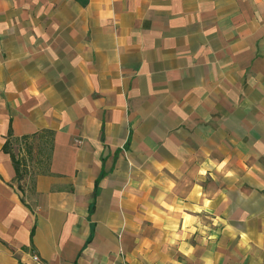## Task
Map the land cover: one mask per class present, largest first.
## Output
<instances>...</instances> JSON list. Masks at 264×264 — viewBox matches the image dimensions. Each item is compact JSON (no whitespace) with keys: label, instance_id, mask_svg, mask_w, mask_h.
<instances>
[{"label":"crops","instance_id":"1","mask_svg":"<svg viewBox=\"0 0 264 264\" xmlns=\"http://www.w3.org/2000/svg\"><path fill=\"white\" fill-rule=\"evenodd\" d=\"M0 264H264V0H0Z\"/></svg>","mask_w":264,"mask_h":264},{"label":"trees","instance_id":"2","mask_svg":"<svg viewBox=\"0 0 264 264\" xmlns=\"http://www.w3.org/2000/svg\"><path fill=\"white\" fill-rule=\"evenodd\" d=\"M50 139L49 136H47ZM35 139V136H23L21 138H13L11 134H9L8 139L6 140L5 144L3 145V152L8 154L11 158V161L13 163L15 173H16V179L20 180L23 178L24 175L29 173L28 163L27 161H31L32 157V151H33V145L32 140ZM17 146V153H15V147ZM23 149V153L25 155H22L21 150ZM38 154L40 152L38 151ZM27 156V158H26ZM47 157V156H45ZM48 159V157H47ZM39 163H41L39 161ZM39 163H36L39 164ZM41 169V167H37V169ZM39 172V171H38ZM36 172V173H38Z\"/></svg>","mask_w":264,"mask_h":264},{"label":"rangeland","instance_id":"3","mask_svg":"<svg viewBox=\"0 0 264 264\" xmlns=\"http://www.w3.org/2000/svg\"><path fill=\"white\" fill-rule=\"evenodd\" d=\"M38 150H39V148H35V151L36 152H34V154H33V163L31 165L33 167H31V169L29 170V173H31V174L29 175V173H28V175H29V177L31 179L35 175V173H36L35 170L37 169V168H35V166H36V164H35L36 162L35 161L36 160H40L44 165H45V163L47 161V159L45 158V156H43V154L46 153L47 150L46 149H42L43 153L41 155H38ZM15 153H17V148L15 149ZM26 180H27V178H26Z\"/></svg>","mask_w":264,"mask_h":264},{"label":"built area","instance_id":"4","mask_svg":"<svg viewBox=\"0 0 264 264\" xmlns=\"http://www.w3.org/2000/svg\"><path fill=\"white\" fill-rule=\"evenodd\" d=\"M34 260H35V261H37V260H38V258H37V257H34Z\"/></svg>","mask_w":264,"mask_h":264}]
</instances>
